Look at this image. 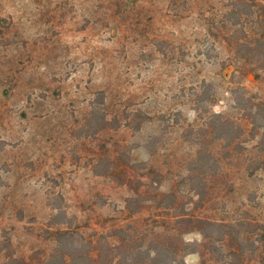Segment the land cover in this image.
Wrapping results in <instances>:
<instances>
[{
    "label": "rangeland",
    "instance_id": "374dc122",
    "mask_svg": "<svg viewBox=\"0 0 264 264\" xmlns=\"http://www.w3.org/2000/svg\"><path fill=\"white\" fill-rule=\"evenodd\" d=\"M234 1L0 0V264H45L53 232L66 228L48 224L60 204L93 243L176 231L159 202L137 213L127 202L136 186L147 197L178 186L195 153L185 130L200 115L219 112L250 131L235 99L240 87L264 99V71L238 42L263 37L264 0ZM245 145L222 161L231 192L216 185L202 207L188 191L181 199L198 217L234 223L238 258L231 239L217 242L225 260L207 251L205 235L218 229L202 225L183 235L198 249L190 264H264V170L249 175L259 149L249 134ZM109 166L120 179L103 174Z\"/></svg>",
    "mask_w": 264,
    "mask_h": 264
},
{
    "label": "trees",
    "instance_id": "16d2710c",
    "mask_svg": "<svg viewBox=\"0 0 264 264\" xmlns=\"http://www.w3.org/2000/svg\"><path fill=\"white\" fill-rule=\"evenodd\" d=\"M233 3L234 6L244 4L242 0H236ZM241 14H237L238 17ZM242 47L248 48L249 54L255 57L258 69L264 71V35L253 42H238L239 50ZM238 90L239 95L235 99L236 106L242 110L243 115L251 124L248 133L240 122L222 113L212 112L207 116L202 114L200 116H203L204 121L201 125H191L185 130V140L191 144L195 153L188 161L187 174L181 178L178 186L166 192H159V188H155L156 191L152 197L140 193L137 186L131 189L133 195L127 202V209L131 213L140 212L147 201H157L159 206L172 212L170 216L175 226L172 230L176 231L160 233L158 239H153L148 243L142 240L143 237L139 242H136L137 238L130 236V233L125 234L122 238L113 235L118 240L113 242L108 240V236L101 235L99 241L93 243L77 229H72L73 219L60 204L53 208L54 213L48 224L66 225V228L56 229L53 232L55 247L53 253L46 258L45 264H190L187 262L186 256L196 253L198 249L185 241L183 235L193 232L195 228L202 225L218 229L216 239L211 238L210 240L208 235H205L207 242L204 245L207 251L216 256L217 260L223 261L226 256L225 247L217 245V242L222 243L226 239H231L229 255L235 259L238 258L236 251L238 237L233 232L236 229L234 223L216 222L198 217L181 201L182 193L188 191L193 197H197L198 201L196 202L199 207H202L215 200L213 192L216 185L226 186V188H230L227 192H231L233 185L223 171L222 161L232 160L233 157L244 153L246 135L248 134L257 140L259 149L256 159L247 164L249 175L253 176L256 170H264V99H257L245 87H240ZM206 94V89L202 91L200 89L197 92L198 106L204 102ZM197 110H199L198 107ZM98 122L101 123L102 128L110 126L104 115L100 116ZM120 153L122 155V150ZM130 164L131 168L135 170L146 168L148 174L162 178L161 173L147 163L143 167H136L134 163ZM116 169V166L113 168L109 166L107 172L103 174L118 180L120 175ZM127 178L129 183L137 182L129 176ZM124 184L127 183L124 182ZM181 185L184 187L180 188ZM120 230L123 232V229ZM241 246L240 243L239 247ZM195 264L206 263L202 261Z\"/></svg>",
    "mask_w": 264,
    "mask_h": 264
}]
</instances>
